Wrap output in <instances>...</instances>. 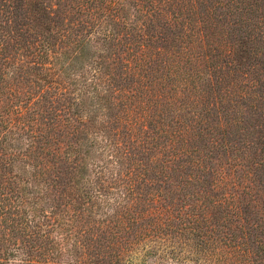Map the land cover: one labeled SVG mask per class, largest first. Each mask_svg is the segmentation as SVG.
<instances>
[{"label": "trees", "instance_id": "obj_1", "mask_svg": "<svg viewBox=\"0 0 264 264\" xmlns=\"http://www.w3.org/2000/svg\"><path fill=\"white\" fill-rule=\"evenodd\" d=\"M263 27L264 0H0V264H264V112L212 98Z\"/></svg>", "mask_w": 264, "mask_h": 264}, {"label": "rangeland", "instance_id": "obj_2", "mask_svg": "<svg viewBox=\"0 0 264 264\" xmlns=\"http://www.w3.org/2000/svg\"><path fill=\"white\" fill-rule=\"evenodd\" d=\"M214 32L215 34L209 40L210 49L217 48L219 50L225 51L227 48H226V41H225L224 34L219 30H215ZM261 32H263V35H264V27L261 29L260 34ZM260 34L257 35V38L259 42L263 45L264 41L261 38ZM206 41H208V39H206ZM261 44H258V46H261ZM198 52L200 53V55H203V53L208 52V50H205V47L203 46L202 49L198 50ZM217 52L218 51L213 50L211 53L215 54ZM204 59L206 62L207 61H209L210 63L212 62L210 59V53L208 54V56H205ZM218 62L222 63V61H218ZM259 66H260V70H258V74L256 72L253 73V72H246L242 70H240L239 72H235L232 69H228L230 70V72L226 70L223 73L222 82H219V84L226 85L225 83H229V81H231V82H234V85H231L232 86L231 88L227 87V89L229 90L227 92V96L224 94L225 89H221L220 92L217 90V92L212 93L214 95L212 96V98H214L216 101L223 100L222 101L223 103L222 104L220 103L218 106H219V109L221 110L223 109L225 111V114L227 116L225 118L227 119V121H230L231 119L238 120V118L244 119V116L248 117L247 111H249L250 113L256 111L257 114L264 112V63L263 65L259 64ZM201 68H204V67L201 66ZM255 80H258V82H260L259 85H257V87H253ZM254 88H257V89H254ZM182 99H183V95L181 93H174L172 98H170L166 104H161V109L163 111H170L171 113H173L177 109V105L179 101H181ZM216 101L213 102L215 105H216ZM210 103L211 102L208 103L207 101L199 102L197 105V108L196 109L191 108V111H198L199 109H201L202 111H205L206 106L209 107ZM216 107L217 106H215V108ZM241 115H244V116H241ZM164 116L166 117L169 115L164 114ZM188 116H189V119L191 120L190 123H186L183 117H179V120L185 125V127L191 128L190 126L191 124L195 126V123L201 122L202 116L197 118L196 114L194 113H190L188 114ZM210 120H216V119L211 118ZM250 120H251L250 122L255 123L256 126L258 124V121H260V119H258L256 122H254L252 115H251ZM190 130H191L190 136L192 137L193 136L192 129ZM206 135L208 136L207 141H209L210 138H212L213 136L217 137L218 136L217 128L214 131H211L209 134H206ZM256 136L257 135H255L254 138ZM181 137L182 136H178V138H181ZM184 140H185L184 142L186 146H189L190 142H188L186 138H184ZM176 146L185 148L183 146V141L179 139H176ZM217 161L215 160L216 163ZM257 178H258L257 175L253 176V181L250 184L251 187L258 186V185L259 187H261V184L258 181L254 180ZM259 196H260V201L264 202L261 190L259 191ZM249 219L251 220V222L256 221L258 219V216L255 215L253 212H250ZM132 259L133 260L131 261V264H196L192 260L177 261V260L170 259L169 257H164L163 259L159 257L157 258L147 257L145 261L142 263L140 261L141 255L135 256Z\"/></svg>", "mask_w": 264, "mask_h": 264}]
</instances>
